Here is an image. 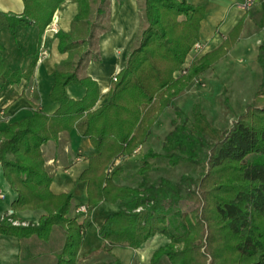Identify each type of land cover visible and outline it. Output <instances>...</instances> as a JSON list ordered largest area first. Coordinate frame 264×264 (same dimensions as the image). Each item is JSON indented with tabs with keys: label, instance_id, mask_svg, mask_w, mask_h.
I'll list each match as a JSON object with an SVG mask.
<instances>
[{
	"label": "trees",
	"instance_id": "obj_1",
	"mask_svg": "<svg viewBox=\"0 0 264 264\" xmlns=\"http://www.w3.org/2000/svg\"><path fill=\"white\" fill-rule=\"evenodd\" d=\"M64 1L22 0L20 16L0 14V31L34 25L42 35ZM71 1L78 10L71 32L57 36L59 51L68 57L55 69L49 93L50 100L58 104L56 111L46 115L33 105L31 116L0 132V165L16 194L12 211H42L43 215L36 225L13 226L4 220L0 234L48 240L51 227L59 226L65 232V242L56 264H76L94 210L102 204H118L121 210L107 214L97 229L108 251L137 250L161 235L168 243L152 253L149 264H159L163 257L168 264H264V76L252 102L228 131L213 128L195 104L190 124L165 138L164 154L142 157L137 171L141 182L137 186L119 183L124 172L120 162L147 142L174 99L223 58L240 37L243 21L217 48L183 69L192 46L199 41L204 8L186 0H137L139 31L116 82L111 80L106 102L94 109L98 88L83 70L88 57L95 58L91 52L99 35L108 29L109 0ZM37 59L35 55L21 74L11 71L0 56V78L10 84L28 79ZM257 61L264 73V45L258 47ZM69 83L84 87L80 100L65 95ZM73 130L96 151L78 176L86 184V214L81 222L69 217L72 193L50 191L52 178L41 151L48 142H57L59 133ZM199 154L207 168L197 179L182 178L185 185L193 187L185 200L194 207L189 212L176 211L185 223L184 232L178 233L168 226L165 207L180 206L179 187L165 179L157 185L148 183L149 159L165 157L169 166L175 167L180 162L199 163Z\"/></svg>",
	"mask_w": 264,
	"mask_h": 264
},
{
	"label": "crops",
	"instance_id": "obj_2",
	"mask_svg": "<svg viewBox=\"0 0 264 264\" xmlns=\"http://www.w3.org/2000/svg\"><path fill=\"white\" fill-rule=\"evenodd\" d=\"M187 2L194 6H202L198 3V0L191 1L192 3L187 0ZM235 2L236 0H231L230 7L239 13V17L248 15L247 12L238 11L234 6ZM202 7L205 10V7ZM23 10L24 5L22 0H0V14L20 16ZM255 10L257 12L264 10V0L258 2ZM77 14V4L71 0H65L59 5L53 15V18L57 20L56 26H54L55 30H52L53 26L50 23L42 35H39L38 29L34 25L16 26L13 29L4 28L0 31V56L6 59L11 71L18 70L21 74H24L28 70L33 57L35 55L38 57L32 74L28 79H21L16 84H10L5 78H0V132L9 125L31 116L33 105L38 106L46 115H51L56 111L58 104L50 100L49 93L54 84L55 69L68 57V53H61L59 51V39L57 36L61 33L68 34L71 32L72 22ZM204 20L205 15L200 23L199 40ZM139 22L137 0H109L108 29L99 35L91 52L95 58H92L90 55L83 70V74L94 81L98 88V98L94 109L106 102L113 76H116L125 66L127 54L139 31ZM239 22L240 20L235 21L233 27L218 42L213 40V44H210V41H202L204 45L203 50L193 58L191 57L192 54L189 53L185 59L183 69L196 62L204 54L217 48ZM244 25L240 38L244 31ZM214 67L216 66L214 65L203 72L200 77L209 74L210 70ZM84 93V87L74 83H69L65 87V95L73 100H80L84 96ZM49 144V146L48 143L44 145L41 151L45 160V170L51 177H54L60 170L64 174L68 173L74 166H78L74 175L79 176L87 167V159L96 155V151L92 148L88 139L79 137L74 130L70 133H59L57 142H49ZM147 144H150L149 139L140 148L146 147ZM72 150H74L73 156L70 155V151ZM83 183L85 184V182ZM52 184L50 185V191L53 194L57 195L68 192V188L61 186L53 188ZM0 196H2L0 198V215H3L8 211H12L11 203L15 200L16 194L7 184L1 165ZM8 196L10 198L9 201L7 200ZM85 204L86 198L81 203L72 204L70 214L75 216L77 206ZM99 208H103L104 210V216L99 227L107 214L121 210L118 204L111 205L106 203L100 205ZM13 213L15 216L31 221L35 225L42 215V211ZM34 236L36 235L24 239H16L0 234V264H56L57 256L61 253L65 242L64 230L59 226H53L47 242L34 239ZM54 236L56 240H53ZM100 243L101 246H108L101 240ZM80 248L76 264H91L94 262L95 257H104L105 255V252L101 251L98 256L92 252L82 256ZM106 250L108 251V248H105ZM114 250L115 248L110 252ZM44 258L47 259L43 263L41 260Z\"/></svg>",
	"mask_w": 264,
	"mask_h": 264
},
{
	"label": "rangeland",
	"instance_id": "obj_3",
	"mask_svg": "<svg viewBox=\"0 0 264 264\" xmlns=\"http://www.w3.org/2000/svg\"><path fill=\"white\" fill-rule=\"evenodd\" d=\"M258 2L260 0L247 12L248 15L239 17V13L230 7L231 0H198V3L206 10L198 42L201 44H203L202 41H210V44H213V40L218 42L233 27L234 22L239 20L245 24L242 37H239L228 48L226 54L215 64L216 67L211 69L209 74L192 81L188 88L174 99V105L165 110L154 125L149 138L150 144L143 148L140 146V150H136L131 158L121 161L120 165H123L124 172L119 178L120 184L137 186L141 182L137 171L141 165L142 157L149 153L161 154V156L164 154L162 146L165 138L174 130L182 129L185 125L190 124L193 105H199L209 124L224 133L231 128L236 117L241 115L246 106L252 102L264 76L257 61L258 47L264 45V10L258 12L255 10ZM189 53L192 54V52ZM191 57H195L194 54ZM50 144L48 142V146ZM148 146L150 147L148 148ZM73 153L74 150L70 151V155L73 156ZM198 158L199 163L180 162L175 167H170L165 157L149 159L151 171L146 174L148 183L157 185L160 179H165L179 187L180 196L183 198L180 206L170 209L165 207L168 226L174 228L178 233L184 232L185 223L182 218L176 215V211L189 212L194 207L191 202L185 200L192 192L193 187L185 185L182 178L197 179L205 173L207 168L206 164L201 161L200 154ZM76 168L78 166L72 167L70 172L65 174L60 170L54 177H51L53 188L61 186L68 188L67 193H72V204L81 203L86 198L85 184L83 181H79L78 176L74 175L77 171ZM7 200H10L9 196ZM103 212V208L99 207L94 210L92 223L86 228L80 248L82 256L88 255L90 252L98 256L101 251L105 252L104 257L94 256V262L91 264L110 263L116 259L120 264H149L152 253L168 243L164 236L156 235L137 250L115 248L113 252L105 251L108 246H101L97 236V227L104 216ZM69 217L77 218L81 222L84 215L75 214L74 216L69 213ZM14 220L19 223L18 226H22V224L25 226L35 225L31 221L15 215ZM33 238L44 242L48 241L40 239L38 236ZM53 240H56V237ZM45 249L47 248L45 247ZM46 259L41 261L44 263ZM159 264H168V262L163 257Z\"/></svg>",
	"mask_w": 264,
	"mask_h": 264
},
{
	"label": "built area",
	"instance_id": "obj_4",
	"mask_svg": "<svg viewBox=\"0 0 264 264\" xmlns=\"http://www.w3.org/2000/svg\"><path fill=\"white\" fill-rule=\"evenodd\" d=\"M257 1L258 0H236L234 6L236 7V9L238 11L246 13V12L251 10V8L256 4ZM56 22H57L56 18H53L52 21H51L52 26H53L52 30H55L54 26H56ZM203 48H204L203 44H201L200 42H196L192 46L190 52H192V54H194V56H196L197 54H199L203 50ZM182 73H184V71H182ZM112 81L116 82V77L115 76H113ZM0 198H2V196H0ZM75 214L84 215L85 216V214H86V206L85 205L78 206L75 209ZM4 220L9 222L13 226H18L19 225V223L14 220V213L12 211H8L5 214L0 215V223L2 221H4ZM22 226H25V224H22Z\"/></svg>",
	"mask_w": 264,
	"mask_h": 264
}]
</instances>
